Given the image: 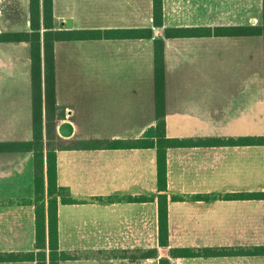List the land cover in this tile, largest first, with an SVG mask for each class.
<instances>
[{
    "label": "crops",
    "instance_id": "obj_1",
    "mask_svg": "<svg viewBox=\"0 0 264 264\" xmlns=\"http://www.w3.org/2000/svg\"><path fill=\"white\" fill-rule=\"evenodd\" d=\"M61 1L72 21L65 29L93 37L54 43L58 246L70 255L58 264H264V198L223 197L264 191V145L222 142L264 135L263 37L212 32L257 24L247 12L261 19L263 0H162L161 26L153 0H91L90 28L74 24L88 10L68 9L79 0ZM28 2L0 0V33L21 31ZM166 27L204 29L167 38ZM141 28L151 37H122ZM155 39L163 41L166 135L196 142L167 148L165 191L157 189L155 148L131 144L155 136ZM58 105L73 126L68 137L57 131ZM32 110L29 42L0 41V264H37L19 257L37 250L33 153L14 149L32 139ZM42 115L45 131L44 85ZM43 160L45 170L46 150ZM160 192L167 246L159 244ZM45 243L50 264L47 235ZM171 247L219 253L171 256Z\"/></svg>",
    "mask_w": 264,
    "mask_h": 264
},
{
    "label": "trees",
    "instance_id": "obj_2",
    "mask_svg": "<svg viewBox=\"0 0 264 264\" xmlns=\"http://www.w3.org/2000/svg\"><path fill=\"white\" fill-rule=\"evenodd\" d=\"M29 30L19 32L0 33V41H27L30 45L31 82H32V122L33 136L29 141H20L14 144V149L31 151L33 153L34 169V205H35V234L36 251L20 253L21 260H35L37 264L45 263V237H48V255L50 264H58L60 259L69 258L70 255L59 250L58 246V188L56 170L55 140V71H54V43L63 39H91V29H81L71 32L69 29H52V0H29ZM154 24L162 25V0H153ZM45 30L40 33L41 26ZM204 28L199 27H166L165 37L199 36ZM208 32L210 28H205ZM71 32V33H70ZM122 37L150 38V28L125 29ZM213 34H254L263 37L264 44V0L261 7V20L257 24L243 26H221L212 29ZM236 32V33H235ZM154 43V72H155V98H156V128L154 138L133 140L131 144L136 147L155 148L156 150V178L157 189L165 191L167 187V148L196 143L192 140H181L167 137L165 130L164 106V63L163 41L153 40ZM43 79V80H42ZM42 85H44L46 127H43L42 115ZM44 138L47 139L46 145ZM114 141H108L107 145H113ZM199 142V141H197ZM230 145H264V135L241 136L222 140ZM46 150V169L44 170V151ZM226 199H263L264 191L255 192H230L223 195ZM174 198V196H173ZM176 198V197H175ZM46 199V201H45ZM149 199H151L149 197ZM63 202H72V199L62 197ZM158 232L159 244L168 245L167 227V195L164 192L158 194ZM210 248L198 250L192 248L169 249L171 256H194L214 254ZM260 253L264 254V246L260 247ZM149 256H156V249L147 251ZM159 264H168V259L161 258Z\"/></svg>",
    "mask_w": 264,
    "mask_h": 264
},
{
    "label": "rangeland",
    "instance_id": "obj_3",
    "mask_svg": "<svg viewBox=\"0 0 264 264\" xmlns=\"http://www.w3.org/2000/svg\"><path fill=\"white\" fill-rule=\"evenodd\" d=\"M80 1V5L79 6H72L69 3L68 9L74 10L76 8H78V11L80 10V8H84L85 10H88V12H81L79 13V15L77 16V18L75 19V26L76 25H80L81 27H91V14H90V10H91V0H79ZM66 9H65V3L63 4L61 0H55V4H54V0H52V29H65L68 28L66 26V20L63 19V16L65 15ZM22 10H21V17H22ZM80 18L83 19H89V20H79ZM257 21L260 22V17L257 16ZM253 18L249 17V20H251ZM30 28V21L28 20H24L23 18H21L20 21V29L21 30H29ZM45 28L42 25L40 28V33L43 34Z\"/></svg>",
    "mask_w": 264,
    "mask_h": 264
},
{
    "label": "water",
    "instance_id": "obj_4",
    "mask_svg": "<svg viewBox=\"0 0 264 264\" xmlns=\"http://www.w3.org/2000/svg\"><path fill=\"white\" fill-rule=\"evenodd\" d=\"M257 15L258 13L255 10H250L247 12V16L250 18H256ZM66 26L68 28L72 27V21L70 18L66 20ZM56 119L59 121V125L57 127L58 133L63 137L70 136L73 132V126L66 116L64 106L58 105L56 107Z\"/></svg>",
    "mask_w": 264,
    "mask_h": 264
}]
</instances>
